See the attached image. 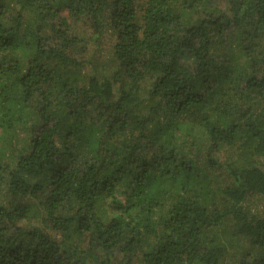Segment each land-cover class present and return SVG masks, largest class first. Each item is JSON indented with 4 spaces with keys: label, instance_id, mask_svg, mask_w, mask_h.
I'll use <instances>...</instances> for the list:
<instances>
[{
    "label": "trees",
    "instance_id": "trees-1",
    "mask_svg": "<svg viewBox=\"0 0 264 264\" xmlns=\"http://www.w3.org/2000/svg\"><path fill=\"white\" fill-rule=\"evenodd\" d=\"M262 201L264 0H0V264H264Z\"/></svg>",
    "mask_w": 264,
    "mask_h": 264
},
{
    "label": "rangeland",
    "instance_id": "rangeland-1",
    "mask_svg": "<svg viewBox=\"0 0 264 264\" xmlns=\"http://www.w3.org/2000/svg\"><path fill=\"white\" fill-rule=\"evenodd\" d=\"M219 5L220 6H223L224 5V2L223 1H220L219 2ZM70 21V20H69ZM78 31L79 32H84L86 33L87 35L90 34V31H89V24L88 23H85V24H82V25H78L77 27ZM88 37H86L87 39ZM97 46H99V48H96ZM86 47L88 49V53L92 55H95L96 54H99L100 52L101 53H106L108 51V48H110V44L107 42H104V43H101L99 45L97 44H93L89 41H86ZM100 58H102V56H99ZM95 62V61H93ZM97 64H103L104 61H96ZM255 210H258V209H262L264 210V201L260 202V203H257V205L255 204L254 207H253Z\"/></svg>",
    "mask_w": 264,
    "mask_h": 264
}]
</instances>
